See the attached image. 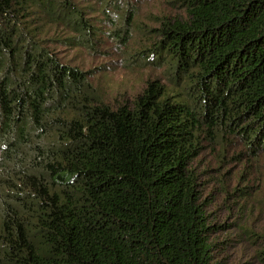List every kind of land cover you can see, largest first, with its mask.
I'll list each match as a JSON object with an SVG mask.
<instances>
[{
  "label": "trees",
  "instance_id": "trees-1",
  "mask_svg": "<svg viewBox=\"0 0 264 264\" xmlns=\"http://www.w3.org/2000/svg\"><path fill=\"white\" fill-rule=\"evenodd\" d=\"M172 1L137 51L170 85L109 104L57 47L126 44L125 2L0 0V264H214L191 163L264 152V0Z\"/></svg>",
  "mask_w": 264,
  "mask_h": 264
},
{
  "label": "rangeland",
  "instance_id": "rangeland-1",
  "mask_svg": "<svg viewBox=\"0 0 264 264\" xmlns=\"http://www.w3.org/2000/svg\"><path fill=\"white\" fill-rule=\"evenodd\" d=\"M118 1L117 10L107 7L109 11L105 13L112 18L126 3L121 9H129L131 16L126 25L130 34L126 44L106 33L108 24L98 14L95 18L101 19L95 20L103 31L95 51L57 47L64 60L88 71L89 79L109 104L131 102L149 79L170 85L163 65L157 61L147 63L137 51L147 46L148 39H154L153 29L161 17L184 16L182 8L172 0ZM244 150L236 138L222 151L205 147L191 163L209 222L216 225L210 235L214 264H264L258 254L264 249V152L238 154Z\"/></svg>",
  "mask_w": 264,
  "mask_h": 264
}]
</instances>
